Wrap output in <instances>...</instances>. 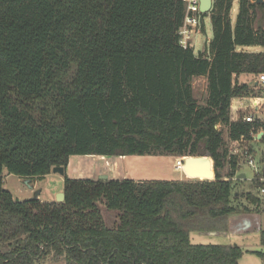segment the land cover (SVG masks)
Instances as JSON below:
<instances>
[{"label":"trees","instance_id":"1","mask_svg":"<svg viewBox=\"0 0 264 264\" xmlns=\"http://www.w3.org/2000/svg\"><path fill=\"white\" fill-rule=\"evenodd\" d=\"M233 4L214 1L213 39L196 52L180 44L181 0H0V264H239L237 244L191 241L249 211L240 196L260 201L237 195L228 140L251 141L260 126L231 109L264 95L240 78L264 74V51L239 49L264 46V0H240L235 22ZM201 76L203 105L192 84ZM136 154L210 155L215 178L66 177L64 201L19 200L5 187V169L43 179L75 155Z\"/></svg>","mask_w":264,"mask_h":264},{"label":"rangeland","instance_id":"2","mask_svg":"<svg viewBox=\"0 0 264 264\" xmlns=\"http://www.w3.org/2000/svg\"><path fill=\"white\" fill-rule=\"evenodd\" d=\"M240 0H234L233 9L231 11V16L233 22L236 20V16L239 10ZM205 31L202 30L194 37L195 51L205 50L206 44L213 39V25L211 20V13L204 17ZM240 50L248 52H260L264 51V46H242L239 47ZM251 76H247L245 79L249 80ZM255 77V76H253ZM244 79V78H241ZM194 94L197 102L200 105L206 103L208 98V79L205 76L195 77L192 80ZM239 98L233 99V105L236 108L231 109L232 120L237 119L245 114V111L241 112L238 107ZM248 104L247 100H244ZM220 125V124H219ZM222 127L221 125L219 126ZM225 136L228 138V127H223ZM185 161L191 157H175L174 155L164 154V155H127V156H109V155H99V156H84L75 155L70 159V163L66 169V175L55 173L50 177L43 179H31L28 183L26 181H21L19 176L15 174H10L6 169L4 170L5 187L9 189L15 198L19 200H24L27 198L35 197L40 195V190H42L41 197L43 201H55L58 200L59 194L64 192L66 177L69 179H101L104 175H107L110 179L123 180V179H133L136 181H147V180H212V178H207L203 176H189L185 169L175 167L176 161L179 158H184ZM196 158L198 164L201 163L202 157H192ZM240 173H245L246 178H252V170L247 165H242ZM30 185L35 186L33 189ZM245 187L246 190H253L254 186L250 180L241 183L239 181L236 185V189ZM253 214H259V218H262L263 231H264V202L262 204L253 205L250 204ZM259 207L257 211L255 208ZM104 215L106 216V221L108 223L113 222L114 213L109 212L107 209H103ZM254 217V222L260 221V219ZM251 236V241L257 243V247L261 244V231H255L251 229L248 233ZM245 234V235H247ZM191 241L195 244H211V243H221L223 241L220 235H212L209 233L192 232ZM261 249V248H259ZM40 264H66L63 257L53 258L48 257Z\"/></svg>","mask_w":264,"mask_h":264},{"label":"built area","instance_id":"3","mask_svg":"<svg viewBox=\"0 0 264 264\" xmlns=\"http://www.w3.org/2000/svg\"><path fill=\"white\" fill-rule=\"evenodd\" d=\"M181 1L185 7V14L178 34L180 37V44L184 48H187L189 46H194V37L202 31L205 13L201 10V0ZM249 84L261 89L264 94V74L255 76ZM239 99L241 100L238 105V107H240L239 110L241 112L245 111L243 120L260 124V126L256 131L252 132L253 139L251 141L247 140L244 135L239 139L228 140L229 154L230 156H238L240 169L244 164L251 168L252 178L250 179L255 185L258 196L264 198V95H252ZM244 100H247L248 104H246ZM236 107V105L232 106V108ZM219 126L220 125L217 127ZM183 162L185 163V157L179 158L176 161L175 167L182 168Z\"/></svg>","mask_w":264,"mask_h":264},{"label":"crops","instance_id":"4","mask_svg":"<svg viewBox=\"0 0 264 264\" xmlns=\"http://www.w3.org/2000/svg\"><path fill=\"white\" fill-rule=\"evenodd\" d=\"M247 76H251V75L245 74V75H242L240 78H244L243 80H246L245 78ZM253 78H254L253 76L250 77L249 82ZM53 174L55 173L52 171L46 177H50ZM243 174L245 173L239 172L238 176H236V178L241 179V183H244L247 180L251 181V179L246 178V175L243 176ZM19 179L21 181H26L27 183L31 180V179H25V178H19ZM252 185L254 186L253 182H252ZM34 187L35 186L30 185L31 189H33ZM236 191H237V195L239 194L243 195V193L247 191H253L257 195L255 187L253 190H246L245 187H243V189L242 188L236 189ZM40 192L41 193L39 197H41L42 190H40ZM257 197L260 199V201L258 203L251 202L253 205L262 204V202H264V198H260L258 195ZM234 201L236 202V204H239L241 206H244L245 204H247L249 206L248 207L249 211L246 210V211L231 214L227 219V223H228L227 230L216 231V232H206V233L221 236L223 241H220L221 243H215V244H237L240 247H242L244 250V254L240 258L239 264H264V242L262 241V232H263L262 218L258 217L259 214L252 213V211L254 210L251 208L250 203L245 201L244 196H240V198H237ZM255 209L258 211L260 208L256 207ZM254 217H257L260 219L259 223L254 222L253 220ZM251 229H254L255 231H258V230L261 231V244L262 245H259L260 247H257L258 246L257 243L255 241H251V236L247 234ZM260 252L263 253V255H261Z\"/></svg>","mask_w":264,"mask_h":264},{"label":"bare ground","instance_id":"5","mask_svg":"<svg viewBox=\"0 0 264 264\" xmlns=\"http://www.w3.org/2000/svg\"><path fill=\"white\" fill-rule=\"evenodd\" d=\"M201 163L198 164V161L196 158H188L185 161V164L183 168L187 172L189 176H203L207 178H213V169L211 163L209 164V158L208 157H202Z\"/></svg>","mask_w":264,"mask_h":264},{"label":"water","instance_id":"6","mask_svg":"<svg viewBox=\"0 0 264 264\" xmlns=\"http://www.w3.org/2000/svg\"><path fill=\"white\" fill-rule=\"evenodd\" d=\"M213 3H214L213 0H201V10H202V12L203 13L210 12L211 9H212V7H213ZM204 156H206V157L209 158L208 163L209 164L211 163V165L213 167V175H214V177L212 179H214L215 178V170H214V166H213V159H212V157L210 155H204ZM53 172L54 173H59V174L65 175L66 169L63 166H57V167H54L53 168ZM244 175L245 174H243V176ZM101 179H105L106 180V179H108V176L107 175H104ZM64 200H65V193L62 192V193L59 194L58 201H64Z\"/></svg>","mask_w":264,"mask_h":264}]
</instances>
